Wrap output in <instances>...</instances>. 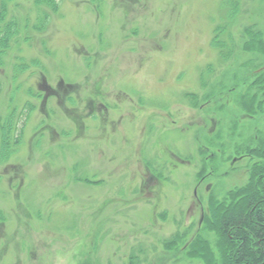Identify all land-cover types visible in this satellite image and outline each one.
<instances>
[{"label":"rangeland","instance_id":"rangeland-1","mask_svg":"<svg viewBox=\"0 0 264 264\" xmlns=\"http://www.w3.org/2000/svg\"><path fill=\"white\" fill-rule=\"evenodd\" d=\"M38 1L0 67V264H226L216 211L263 177L264 0Z\"/></svg>","mask_w":264,"mask_h":264},{"label":"trees","instance_id":"trees-1","mask_svg":"<svg viewBox=\"0 0 264 264\" xmlns=\"http://www.w3.org/2000/svg\"><path fill=\"white\" fill-rule=\"evenodd\" d=\"M12 1L14 0H0V67L5 65V57L20 34L19 20L11 15L10 3ZM48 3L49 7L53 9L54 1L48 0ZM33 5L37 12L36 26L40 27L46 23L49 17L40 7V1L33 0ZM228 6V16L233 15L232 13L237 11V4L228 3ZM227 19L228 23L232 21L231 18ZM39 24L41 25L39 26ZM225 26V24L214 26V36H216L214 41L216 44H220L219 46L223 44L224 40L220 41L218 37L225 33ZM28 39L29 37L25 36V41ZM221 53L224 55L225 52L222 51ZM19 65L18 70L26 71V68H22L20 63ZM8 115L7 113L5 118L1 119L0 146L3 140L8 141L10 137V127H7V124L11 120ZM262 153L264 155V151ZM260 171V175L263 177L252 184L249 194L243 195L242 201L223 212L222 210L216 211L218 228L228 243L226 264H264V165Z\"/></svg>","mask_w":264,"mask_h":264}]
</instances>
